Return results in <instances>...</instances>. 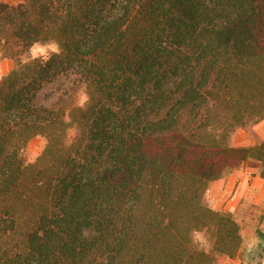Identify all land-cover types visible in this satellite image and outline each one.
Wrapping results in <instances>:
<instances>
[{
  "label": "trees",
  "instance_id": "1",
  "mask_svg": "<svg viewBox=\"0 0 264 264\" xmlns=\"http://www.w3.org/2000/svg\"><path fill=\"white\" fill-rule=\"evenodd\" d=\"M52 41L59 54L22 59ZM0 45L13 61L0 80V264L234 256L238 225L202 200L246 160L264 180V141L231 147L214 131L264 119V0L0 1ZM62 81L84 86V107L38 104ZM36 135L45 148L25 164Z\"/></svg>",
  "mask_w": 264,
  "mask_h": 264
},
{
  "label": "rangeland",
  "instance_id": "2",
  "mask_svg": "<svg viewBox=\"0 0 264 264\" xmlns=\"http://www.w3.org/2000/svg\"><path fill=\"white\" fill-rule=\"evenodd\" d=\"M0 1L15 4L21 2L22 0ZM37 44L47 45L48 43ZM33 46L30 48L27 56H22L23 60L33 58L31 53ZM7 55L8 54L5 49L0 45V80L6 76L13 67V61ZM39 58L45 59L44 56H39ZM86 100L87 97L84 86H77L71 84V82L62 81L56 85L46 88L39 95L37 102L38 104L56 109L57 111L65 110V112H67L73 107H84ZM262 120L255 122L250 121L244 125L236 126L234 129L229 131L227 129H223V127L219 126L220 124L217 122H214V131L217 133L223 131L225 137L220 138V136V141L223 139V142L231 147H249L247 145L245 146V144L256 140L253 137L254 127ZM74 137L75 131L68 130V140H71ZM46 142L47 141L44 136L36 135L26 143L22 150V159L25 164L33 163L36 158L41 155ZM246 169L259 173L260 167L254 160H246L236 167L224 168L219 178L225 174L232 173L233 171L244 172ZM252 175L253 174L248 173V181L250 183V177ZM262 182V185L259 187H255L252 184H244V189L242 190L240 188L239 192H241L242 201L237 209H231V212L223 210L218 211L229 215L233 219V221L238 225L240 236V243L234 256L222 257L219 259L218 264H264V180ZM209 186L210 184H208L202 203L204 206L213 209L211 203L212 201L209 197L210 192H208ZM198 238L200 239V242L207 247L210 245L212 239L209 232H201Z\"/></svg>",
  "mask_w": 264,
  "mask_h": 264
},
{
  "label": "crops",
  "instance_id": "3",
  "mask_svg": "<svg viewBox=\"0 0 264 264\" xmlns=\"http://www.w3.org/2000/svg\"><path fill=\"white\" fill-rule=\"evenodd\" d=\"M253 137L256 139L254 142H248L245 146L252 147L257 143L264 141V119L254 127ZM257 141V143H256ZM247 168V167H246ZM248 173L253 174L248 181ZM248 169L243 171H233L223 175L216 181L210 183L209 191L212 203V208L216 211L223 210L231 212V209H237L242 201L240 188L243 190L246 184H252L255 187L262 185V179L258 173ZM245 184V185H244ZM236 190V191H235Z\"/></svg>",
  "mask_w": 264,
  "mask_h": 264
},
{
  "label": "clouds",
  "instance_id": "4",
  "mask_svg": "<svg viewBox=\"0 0 264 264\" xmlns=\"http://www.w3.org/2000/svg\"><path fill=\"white\" fill-rule=\"evenodd\" d=\"M31 53L34 59L39 58V56H44L45 59H48L50 58V54L60 53V46L55 41L49 42L47 45L36 44L31 49Z\"/></svg>",
  "mask_w": 264,
  "mask_h": 264
}]
</instances>
